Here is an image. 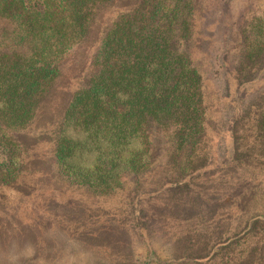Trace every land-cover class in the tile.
Masks as SVG:
<instances>
[{"label":"trees","instance_id":"obj_1","mask_svg":"<svg viewBox=\"0 0 264 264\" xmlns=\"http://www.w3.org/2000/svg\"><path fill=\"white\" fill-rule=\"evenodd\" d=\"M220 49L223 99L238 112L255 83L244 78L264 59V0H0V187L22 176L23 137L67 76L73 96L52 167L74 184L106 192L125 174L167 176L168 169L151 166L152 144H173V174L189 169L202 181L217 169L212 190L229 192L215 203L227 205L225 230L222 221L209 222L210 209L208 220L188 215L195 227L188 222L170 236L177 252L168 262L264 264V103L259 120L239 136L235 114L225 121L208 115L209 68ZM218 122L221 138L210 158L201 144ZM198 158L209 163L194 170ZM157 179L171 193L198 184L188 176ZM137 213L135 228L146 238L152 221ZM228 248L234 259L222 257ZM216 254L221 258L213 259ZM7 259L0 255V264Z\"/></svg>","mask_w":264,"mask_h":264},{"label":"rangeland","instance_id":"obj_2","mask_svg":"<svg viewBox=\"0 0 264 264\" xmlns=\"http://www.w3.org/2000/svg\"><path fill=\"white\" fill-rule=\"evenodd\" d=\"M244 8L242 12L247 11V4ZM235 55L236 50L229 52L233 66L238 58ZM221 56L222 49L216 51L209 68V83L206 86L208 115L212 119L225 121L235 114L237 121L234 126L239 136L240 131L259 120L263 110L264 59L244 78L249 83L255 81L247 86L249 90L245 103L238 112H231L230 100L223 99L227 94L223 93L226 86ZM70 82L64 76L47 94L27 135L23 137L28 156L23 153L20 159L22 176L16 184L0 187V255H6L7 264L11 260L14 264H175L168 262L177 252L172 249L170 236H178L188 222H192V228L195 227V220L188 215L205 214L208 220L210 209L212 217L209 222L215 225L214 219H218L225 230L227 205L215 203L229 191H225L223 186L214 191L210 185L213 180L210 176L218 170L204 174L205 180L202 181H199L197 173L192 175L189 169L183 174H179L180 171L173 174L178 170L171 160L173 144L159 142L155 145V141L152 144L155 153H151V157L154 155L155 159L151 166L161 165L164 170L168 169L170 172H167V176L156 177L149 173L150 170L139 175L125 174L119 178L118 184L106 192H94L87 186L74 184L52 167L49 158L61 118L73 96ZM238 122L240 125H237ZM220 126L219 122L215 125L214 135L207 131L206 142L201 144L210 158L216 157L214 151L221 138ZM205 162L208 164L209 159L202 161L198 158L194 170L206 166ZM159 173H163L162 170ZM187 176L191 183H195L193 179L196 177L198 184L172 193L162 189V181L157 179L160 177L164 182L165 178L166 183H171ZM214 193L216 197L212 196ZM185 197L188 200L182 204L180 201L183 202ZM137 212L149 216L146 218L143 215L152 221V229L149 224V236L146 238L140 236L135 228ZM145 219L142 220L143 224L141 221L143 227L146 226ZM159 230L164 234L159 235ZM150 251L153 257H150ZM233 252L230 248L223 250L222 257L230 255V259H234ZM220 258L219 254L213 257L216 260Z\"/></svg>","mask_w":264,"mask_h":264}]
</instances>
